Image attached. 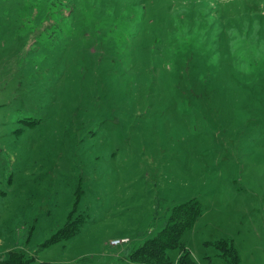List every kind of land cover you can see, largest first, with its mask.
Returning <instances> with one entry per match:
<instances>
[{"label":"rangeland","instance_id":"rangeland-1","mask_svg":"<svg viewBox=\"0 0 264 264\" xmlns=\"http://www.w3.org/2000/svg\"><path fill=\"white\" fill-rule=\"evenodd\" d=\"M190 200L194 263L264 264V0H0V260L136 264Z\"/></svg>","mask_w":264,"mask_h":264},{"label":"trees","instance_id":"trees-1","mask_svg":"<svg viewBox=\"0 0 264 264\" xmlns=\"http://www.w3.org/2000/svg\"><path fill=\"white\" fill-rule=\"evenodd\" d=\"M202 206L196 200H190L184 204L176 206L172 209L169 219L165 227L151 240L131 253L128 258L132 263L142 264H171L168 253L170 251L185 249L182 244V237L185 233L191 231L196 221L202 216ZM81 224H74L69 220L59 232V234L52 237L49 242L58 240H69L76 236L81 228ZM62 235V237H59ZM224 242H217L210 244L216 249L223 250ZM218 247H217V246ZM229 257H226V264H239L238 256L233 248L227 249ZM177 264H196L189 256V252L183 250L179 254ZM33 260L26 259L24 253L12 251L9 253L8 258L0 260V264H30ZM84 261L76 262L74 264H84Z\"/></svg>","mask_w":264,"mask_h":264},{"label":"built area","instance_id":"built-area-1","mask_svg":"<svg viewBox=\"0 0 264 264\" xmlns=\"http://www.w3.org/2000/svg\"><path fill=\"white\" fill-rule=\"evenodd\" d=\"M127 240H116L114 242H112L113 245H120V244H123V243H126Z\"/></svg>","mask_w":264,"mask_h":264}]
</instances>
